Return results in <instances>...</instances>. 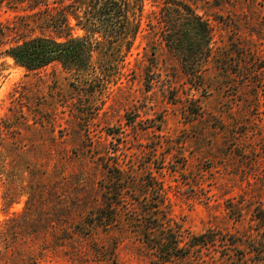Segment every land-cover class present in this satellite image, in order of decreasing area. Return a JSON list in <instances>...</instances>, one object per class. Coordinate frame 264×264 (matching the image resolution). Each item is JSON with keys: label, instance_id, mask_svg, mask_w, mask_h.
I'll use <instances>...</instances> for the list:
<instances>
[{"label": "rangeland", "instance_id": "1", "mask_svg": "<svg viewBox=\"0 0 264 264\" xmlns=\"http://www.w3.org/2000/svg\"><path fill=\"white\" fill-rule=\"evenodd\" d=\"M166 1H145L142 32L107 84L0 56V264H160L135 232L64 240L100 206L102 159L135 181L133 211L149 208L142 182L163 184L182 247L215 239L162 264H264V0H174L211 23L196 77L153 27ZM18 14L0 9V43Z\"/></svg>", "mask_w": 264, "mask_h": 264}, {"label": "trees", "instance_id": "2", "mask_svg": "<svg viewBox=\"0 0 264 264\" xmlns=\"http://www.w3.org/2000/svg\"><path fill=\"white\" fill-rule=\"evenodd\" d=\"M145 1L0 0V9L6 6L23 12L10 30L13 40L0 43V56L12 58L28 71L60 64L78 76L80 85L96 81L107 84L120 74L142 32ZM156 20L158 25L153 27L158 28L161 41L178 57L182 69L198 76L212 52L211 23L189 4L174 0L164 3ZM37 30L41 36H33ZM76 31L83 34L77 36ZM101 164L105 177L100 206L82 217L74 227L76 232L62 230L64 240L72 239V234L90 235L100 230L135 232L160 264L187 257L193 247L214 245L215 239H207L206 234L192 238L185 247L180 245L183 241L169 224L166 192L158 179L140 184V192L148 190L142 196L149 201V208L133 211L129 201L135 181L109 160L102 159Z\"/></svg>", "mask_w": 264, "mask_h": 264}]
</instances>
